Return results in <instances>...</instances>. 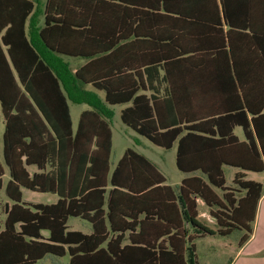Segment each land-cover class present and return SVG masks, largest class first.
Wrapping results in <instances>:
<instances>
[{
    "label": "trees",
    "instance_id": "1",
    "mask_svg": "<svg viewBox=\"0 0 264 264\" xmlns=\"http://www.w3.org/2000/svg\"><path fill=\"white\" fill-rule=\"evenodd\" d=\"M204 32L215 38L191 48L189 39L198 46ZM222 56L227 92L212 91L222 78L206 75L198 60L215 57L220 66ZM64 57L86 63L73 73ZM248 72L264 73V0H0V192L11 203L0 224V264L47 256H69V264H198V237L236 231L244 233L242 247L264 194L247 179L264 173V88L253 91ZM87 87L103 92L105 103L97 105ZM70 102L93 108L76 128ZM107 104L126 106L122 122L152 144L176 146V167L189 176L168 185L131 148L112 164ZM225 167L238 170L232 186ZM23 190L59 200L27 203ZM199 201L215 229L201 219ZM71 218L92 233L71 231Z\"/></svg>",
    "mask_w": 264,
    "mask_h": 264
},
{
    "label": "rangeland",
    "instance_id": "2",
    "mask_svg": "<svg viewBox=\"0 0 264 264\" xmlns=\"http://www.w3.org/2000/svg\"><path fill=\"white\" fill-rule=\"evenodd\" d=\"M45 0H42L44 5ZM65 64H72L70 59H62ZM79 62V61H74ZM87 90L91 92L92 99L99 106L103 105L104 93L98 92L92 88L87 87ZM72 116L74 118V127L76 128L80 113L84 110L93 109L88 103L75 104L70 102ZM107 110L110 111L113 116L110 119L111 128L113 132V150L111 156L112 164L117 163L123 156L126 149L131 148L149 158L154 162L162 171L167 179V184L173 187H177L181 184L182 179L187 175L180 172L176 167V146L172 150H165L152 144L146 138L138 135L132 129L128 128L121 120V111L125 106H110L106 105ZM4 131V118L2 116L0 107V135ZM236 134L240 137H244L241 128H237ZM0 159L3 162L2 153V140L0 138ZM34 169V168H33ZM6 175L4 177L5 183L9 180V172L5 167ZM236 170L231 167H225V177L228 186L233 185V179ZM259 176V177H258ZM250 179H260L264 181V175H250ZM24 200L34 204H54L58 201V197L52 194L36 193L28 190H24ZM10 202L5 194V191L0 192V224L3 226L5 222L4 208L6 203ZM201 213L206 214L202 220L209 224L207 220H210L209 210L205 206L201 209ZM213 226V224H211ZM69 226L72 230L81 231L85 234L91 233V226L88 222L81 219L71 218L69 220ZM243 232L236 231L228 237H210L199 238L195 241L197 245L196 256L198 264H229L237 251V245ZM190 255L188 254V261L190 262ZM39 264H69V256L58 258L55 256H47Z\"/></svg>",
    "mask_w": 264,
    "mask_h": 264
},
{
    "label": "crops",
    "instance_id": "3",
    "mask_svg": "<svg viewBox=\"0 0 264 264\" xmlns=\"http://www.w3.org/2000/svg\"><path fill=\"white\" fill-rule=\"evenodd\" d=\"M189 10L190 11H194V12H200V11H204V7L193 8V9H189ZM39 22H40V24H42V22H43V18L42 17H40ZM224 31L225 32L227 31L226 27H224ZM218 37H219V39H221L220 36H218ZM214 38H215V36H213V34H209V32H204V33L199 35V39L201 40V42L202 41H206L207 39L210 40V39H214ZM189 43H190L189 46H191V48L195 47V49L196 48H200L201 46H205V43H203V42L200 43L198 46H196V44H198L197 39H193V40L189 39ZM201 50H203V49H201ZM65 58L66 59H70V60L73 61L72 64H71V68L73 69V73H75L76 70L79 67L83 66L86 63L85 60L78 59V58L64 57V59ZM214 58L215 57H208V58H204V59L200 58L198 60V62H201L199 64L205 65L204 68L209 69L208 70L209 73H207L206 75L213 76V77H221L222 78V81H219L218 83H212V85H213L212 87L213 88L211 90L212 91H219V92H227L226 78L227 79L230 78V71H229V68L227 66V58H224V56H222V60H221L222 62L220 61L222 65H220V66L213 62ZM74 61H79V62H74ZM198 65H195V66H198ZM193 71L197 72L199 70H195L194 69ZM188 74L189 73H187V75ZM200 74H202V73H195L193 75H200ZM178 75H181V73H178ZM247 75L251 79H253L252 81H250V82H252L251 88L253 89V91H260V89L262 87L264 88V86H261V83H260L261 78L262 77L264 78V73H257V74L251 73V74H249V72H248ZM194 90L200 91L199 86L197 85ZM84 111H86V110H84ZM84 111H82V112H84ZM1 112H2V110H1ZM81 113H80V115H81ZM71 115H72V112H71ZM79 118H80V116H79ZM72 120H73V126H74V118H73V116H72ZM78 122H79V119H78ZM77 125H78V123H77ZM4 130H5V121H4ZM236 130H235V134H236ZM3 133H4V131L0 135L1 140L3 138ZM238 137H239L240 140H242V141L244 140V137H240V136H238ZM2 153H3V144H2ZM114 164H116V163H114ZM29 171L31 173H34L36 171V168L35 167H30ZM236 172H238V170H236ZM236 172H235V174H236ZM252 174H254V175H264V173H247V179L248 180L260 183L261 185H263V188H264V181L263 180H260V179L256 180V179H250L249 178V176L252 175ZM188 176L189 175H187L186 177H188ZM185 178H183L182 181ZM23 195H24V193H23ZM58 200H59V198H58ZM25 202H27V201H25ZM27 203H30V202H27ZM6 204H11V203L7 202ZM204 206H205V204L202 201H199V212H200L201 219L205 218V215H206V214L201 213V209ZM74 219H77V218H74ZM207 221L209 223L208 225L211 228L215 229V221L212 219L211 216H210V220H207ZM211 224H213V226ZM68 226H69V222H68ZM90 226H91V224H90ZM252 228H253V232H252L249 240L242 247H240V245L238 243L237 251H236L235 255L233 256V258L230 260L229 264H264V194H263L262 198L260 199V201L258 203L256 218H255V221H254V223L252 225ZM69 229L71 231H76V230H72L70 228V226H69ZM91 233H92V227H91ZM192 235H196V234L192 233ZM243 235H244V233H243ZM205 237H198V239L199 238H205ZM210 237H218V236H210ZM195 241H194V244L196 245ZM196 249H197V245H196ZM69 261H70V258H69ZM197 261H198V259H197Z\"/></svg>",
    "mask_w": 264,
    "mask_h": 264
}]
</instances>
